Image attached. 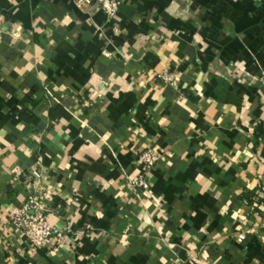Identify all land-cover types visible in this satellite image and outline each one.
<instances>
[{"label": "crops", "instance_id": "crops-1", "mask_svg": "<svg viewBox=\"0 0 264 264\" xmlns=\"http://www.w3.org/2000/svg\"><path fill=\"white\" fill-rule=\"evenodd\" d=\"M118 1L0 0V264H264V0Z\"/></svg>", "mask_w": 264, "mask_h": 264}, {"label": "built area", "instance_id": "built-area-1", "mask_svg": "<svg viewBox=\"0 0 264 264\" xmlns=\"http://www.w3.org/2000/svg\"><path fill=\"white\" fill-rule=\"evenodd\" d=\"M98 2L111 18L117 15L120 6L118 0H98ZM161 78L166 83H173L175 80L174 74L169 73L162 74ZM84 104L90 106L91 102L85 100ZM141 159L145 172L135 181V184L148 188V172L157 164L159 155L150 148L142 153ZM30 177L31 184H28L30 190L27 200L11 215V223L25 235L31 248L38 249L59 243L64 238L65 230L52 225L49 220V216L58 211L53 203L56 187L44 185L45 174L42 171L34 172ZM259 197L258 195L252 198L254 207H258ZM78 240V236L74 237L75 244H78Z\"/></svg>", "mask_w": 264, "mask_h": 264}, {"label": "trees", "instance_id": "trees-1", "mask_svg": "<svg viewBox=\"0 0 264 264\" xmlns=\"http://www.w3.org/2000/svg\"><path fill=\"white\" fill-rule=\"evenodd\" d=\"M255 195H250V201H252V198L254 197ZM260 203H263L264 204V197L260 199L259 201Z\"/></svg>", "mask_w": 264, "mask_h": 264}]
</instances>
